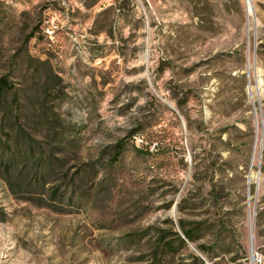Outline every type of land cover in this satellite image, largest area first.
Masks as SVG:
<instances>
[{"label": "rangeland", "instance_id": "obj_1", "mask_svg": "<svg viewBox=\"0 0 264 264\" xmlns=\"http://www.w3.org/2000/svg\"><path fill=\"white\" fill-rule=\"evenodd\" d=\"M249 2L0 0V264H264Z\"/></svg>", "mask_w": 264, "mask_h": 264}, {"label": "trees", "instance_id": "obj_2", "mask_svg": "<svg viewBox=\"0 0 264 264\" xmlns=\"http://www.w3.org/2000/svg\"><path fill=\"white\" fill-rule=\"evenodd\" d=\"M9 88H10L9 82L5 79H1L0 80V91L8 90ZM184 234L189 241H194L193 233H191L190 231L184 230ZM195 259L197 262H199V264H205L204 260H202L201 258L195 257Z\"/></svg>", "mask_w": 264, "mask_h": 264}, {"label": "bare ground", "instance_id": "obj_3", "mask_svg": "<svg viewBox=\"0 0 264 264\" xmlns=\"http://www.w3.org/2000/svg\"><path fill=\"white\" fill-rule=\"evenodd\" d=\"M247 5H248L247 12H248V15L250 16L252 14V9H251L252 7L250 6L249 0H248ZM248 29H249V24H248ZM251 262H252V264H256L255 263V256L252 258V261Z\"/></svg>", "mask_w": 264, "mask_h": 264}, {"label": "water", "instance_id": "obj_4", "mask_svg": "<svg viewBox=\"0 0 264 264\" xmlns=\"http://www.w3.org/2000/svg\"><path fill=\"white\" fill-rule=\"evenodd\" d=\"M252 8H253V5H252ZM254 256H255V253H254L253 237H251V258H253Z\"/></svg>", "mask_w": 264, "mask_h": 264}, {"label": "built area", "instance_id": "obj_5", "mask_svg": "<svg viewBox=\"0 0 264 264\" xmlns=\"http://www.w3.org/2000/svg\"><path fill=\"white\" fill-rule=\"evenodd\" d=\"M136 142H137L138 145H140V144L143 143L144 141H143V139H142L141 137H137V138H136Z\"/></svg>", "mask_w": 264, "mask_h": 264}]
</instances>
